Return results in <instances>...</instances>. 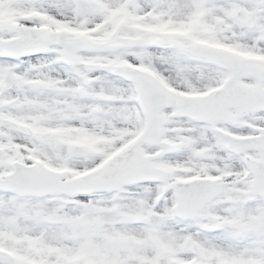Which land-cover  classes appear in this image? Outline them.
I'll use <instances>...</instances> for the list:
<instances>
[{
  "label": "rangeland",
  "instance_id": "374dc122",
  "mask_svg": "<svg viewBox=\"0 0 264 264\" xmlns=\"http://www.w3.org/2000/svg\"><path fill=\"white\" fill-rule=\"evenodd\" d=\"M196 1L134 0L130 4L134 18V13L137 18L148 15V20L155 19L153 22L159 28L174 29L178 36L172 44L153 42L152 46L144 45L141 31L133 24L120 30L117 42L108 41L105 32L103 37L92 32L106 23L104 15L110 6H115L113 0H19L10 5L9 18L19 20L20 33L8 29L6 21H0V40L18 38L24 46L40 44L43 50L29 58L0 57V88L7 86L0 99L8 104L4 112L30 126L34 133L26 137L0 126L5 135L0 137V179L9 173L7 159L11 157L26 165L42 163L66 180V164L78 174L84 173L86 167L98 170L136 140L129 136L128 129L131 132L136 124L144 128L146 118L136 101L135 88L118 76L119 80L112 77L116 67L142 68L179 93L202 97L223 86L229 72L190 56L188 49L208 40L211 47L235 54L240 50L246 54L244 57L251 53L264 56V0H210L207 24L202 25V31L193 24ZM245 4L250 5L247 11L252 17L248 27L238 24L233 17L236 9ZM37 8L42 12H36ZM64 22L73 32L87 29L86 39L94 44L87 50L73 49L70 43L75 36L72 39L59 31ZM89 34L98 36L91 38ZM62 51L75 57L72 66L60 61ZM244 84L264 87V82L257 84L249 75ZM163 116L165 139L172 145L170 152L175 142H181L182 154L175 160H157V165L182 181L195 177L215 181L232 173L222 180V187L217 182L219 195L203 207L204 210L212 204L206 208L207 222H164L162 216L176 204L173 193L164 192L160 184L146 183L119 193L76 198L60 193L0 194V234L12 245L17 237L25 240L29 235H37L42 256L51 260L47 264H81L82 259L77 257L88 254L92 264H264V203L253 212H246L244 218L236 219V225L234 220H227L224 204L233 203L238 193L251 186L241 178L242 168L216 146L224 131L240 137L250 132L258 134L264 128V114H247L232 123H214L207 129L176 118L172 111ZM9 133L14 136L9 137ZM74 144L86 148L90 155L72 157L70 148ZM205 149L213 153L209 160L201 156ZM143 150L157 151L147 145ZM253 155L264 156L256 152ZM223 190L225 194L221 196ZM213 207L215 210L211 211ZM217 213L219 218L213 223L212 214ZM44 224L53 225L52 230ZM59 225H69L78 233L62 231L64 236L56 228ZM240 225L241 230L235 234ZM19 246L22 245H14ZM31 250L39 253L37 247ZM24 251L28 252L26 248ZM4 257L0 250V264H7Z\"/></svg>",
  "mask_w": 264,
  "mask_h": 264
},
{
  "label": "water",
  "instance_id": "95a60500",
  "mask_svg": "<svg viewBox=\"0 0 264 264\" xmlns=\"http://www.w3.org/2000/svg\"><path fill=\"white\" fill-rule=\"evenodd\" d=\"M237 18L241 23L245 24H248L251 20V17L246 15L243 11H238ZM0 47L3 48L5 51L12 52L14 54H30L35 53L37 50V47H35L33 51L20 50L16 47H11L3 43H0ZM190 53L195 56L206 57L216 63L222 62L232 72V77L229 80L227 87L222 89L221 91H218L217 94L202 103L201 105H204V112L197 114V116L203 117V119L231 121L234 118L243 115L245 112H254L264 109V105L260 104V102H264L261 101L262 99H264V92H257L255 90L247 89L241 83V79L248 73L253 74L259 80L264 79V66H262L259 62L252 60H241L233 57L228 53L214 51L209 48L203 47H196L190 50ZM66 57L67 59H72L69 54H66ZM119 73L130 77L139 85L142 105L144 106L145 110L148 112L151 118V124L145 141L147 140L149 143L154 145H162V122L159 112L167 106H174L177 109L178 114H182L189 108L194 107L191 104L195 102L191 101V99L189 98L176 95L175 93L165 89L164 86L160 85L156 81V79L150 75L142 74L140 72L130 73L123 70H120ZM2 108L3 107L0 108V111ZM232 108L236 109V115L231 114L230 110ZM0 119L4 123L6 122V120H4L1 114ZM153 130H155L154 135H152ZM142 143H144V140H142L140 144ZM233 145L239 149H242L243 151H246L248 149H257L259 151H264V132L261 136L254 139H247L244 141L234 140ZM164 147L167 148V146ZM137 151V166L133 167L131 170L136 172H142L145 170L148 171L149 169L147 162L157 156L149 157L146 159L140 156V149H137ZM75 154L79 155L80 153ZM249 163L252 168V172L256 175V190L261 193H264V159H249ZM125 169L126 171H112V173L115 176H124L128 174V172L130 173V164H126ZM20 170L21 168H17L15 176L19 174ZM141 179H146V177H141ZM155 179L164 180L163 173L160 172V176L155 177ZM209 184L210 186H212V189H210V191H204L202 193H198L195 188H186L189 191V194L191 193L193 203L196 205V208L193 211L194 213L197 212V210L200 209L206 201L211 199L216 194L215 185L212 183ZM9 186L12 187L13 185Z\"/></svg>",
  "mask_w": 264,
  "mask_h": 264
},
{
  "label": "bare ground",
  "instance_id": "6f19581e",
  "mask_svg": "<svg viewBox=\"0 0 264 264\" xmlns=\"http://www.w3.org/2000/svg\"><path fill=\"white\" fill-rule=\"evenodd\" d=\"M9 77H11L10 74L8 75V78H9ZM6 81H7V80H6ZM9 131H10V129H9ZM12 136H14V135H12V134L9 133V137H12ZM10 139H12V138H10ZM11 141H12V140H11ZM14 145H15V144H11L10 146H14ZM260 152L264 154L263 151H260Z\"/></svg>",
  "mask_w": 264,
  "mask_h": 264
},
{
  "label": "trees",
  "instance_id": "16d2710c",
  "mask_svg": "<svg viewBox=\"0 0 264 264\" xmlns=\"http://www.w3.org/2000/svg\"><path fill=\"white\" fill-rule=\"evenodd\" d=\"M160 33H161V31H160ZM203 39H206V37H203Z\"/></svg>",
  "mask_w": 264,
  "mask_h": 264
}]
</instances>
